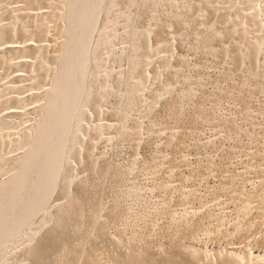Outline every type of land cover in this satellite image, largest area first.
I'll return each instance as SVG.
<instances>
[{
  "label": "rangeland",
  "instance_id": "374dc122",
  "mask_svg": "<svg viewBox=\"0 0 264 264\" xmlns=\"http://www.w3.org/2000/svg\"><path fill=\"white\" fill-rule=\"evenodd\" d=\"M21 1L18 0L16 1V3L20 2L21 3L20 6H23L24 1L23 0ZM198 1H201V0H198ZM202 1H206V0H202ZM210 1L211 3L214 2L213 4H211V6L212 5L214 6L215 4V7L218 6L219 9L222 8V6L223 7L228 6V8H230L231 6L230 4H229L230 6L227 5V3L225 4V0L224 1L217 0L218 2L214 0H210ZM261 1L263 4L261 3ZM261 1L259 3L260 8L261 7L264 8V0H261ZM163 2H165V0ZM163 2H161L156 12H154L153 10L151 12L150 11L151 8L148 9L151 13L149 11L148 12L146 11L147 13L146 15L149 16L150 14V17L146 16V19L148 18L150 22L148 20H145V23L147 25L150 24L151 28L153 27L156 28L157 26L156 30L158 29V25H161V22L163 21V19H165L169 14V13L167 14V12H164V11H168L169 5L166 4L167 2L165 3ZM16 3L13 1H12L13 5H11V3H7V5L10 4V6H8L9 9L7 8L6 11L9 13L8 10H10L11 6H12L11 9L16 10V8L13 7L14 5L15 6L17 5L18 7L17 9H19L20 8L18 5L19 3L17 4ZM7 5L5 4L4 6L5 9ZM122 6L123 5L119 6V8L122 9ZM26 7L28 8V6L26 5H24V7H21V8H25V9H22V11L25 13L27 12ZM59 7H60L59 5L52 6V8L50 6L49 7L47 6L45 9L46 11L50 9L48 10V12H51L53 14L52 10L54 9V11L55 10L58 11L60 10ZM257 7L259 8V6ZM21 8L19 9V11L17 10L14 12L15 13L17 12V14H19V12L21 11ZM119 8H118V11H120ZM232 8H231L232 10L230 9L231 16H233L231 17L232 19L231 21H233L235 24L238 23L237 28H242V26H244L247 31L249 30L251 31L252 28L250 29V26H249L250 18L248 17L249 19L247 20L246 18L247 16H243L244 20L246 21V24H245L244 20H242L241 18H237V15H236L238 13L237 6L232 7ZM45 9H41L43 10L42 13H46V11H44ZM29 10L30 9H28L29 13H34V12L37 13L38 11V10L34 11L33 9L30 11ZM41 10H39V13ZM260 10H263L262 13L264 12V9L261 8ZM22 11L20 13H23ZM56 11L54 13H56ZM114 11H113L114 20L115 18L119 17L117 19L118 21L116 22L118 26L117 32L120 31L117 33L118 34L117 37L121 38L122 35L124 36L127 31L125 30V28H123L124 30L122 29V27L124 26L123 19H120L121 17L119 16L121 11L117 13L119 14L118 16H116V13H115L116 11L115 12ZM7 12L5 15L8 14ZM159 12H160V16L158 15ZM249 12L248 14L250 15L252 11L250 13ZM161 13H163V15ZM201 14L202 13L198 15V17L200 18V19L197 18L198 23L197 21H195L196 23H194V25L197 26V28L193 25V28H191V30L188 29L189 31H191L190 33L188 30H182L183 32H187L186 34L182 33V31L179 32V33L185 34L184 38L181 37L183 39H185L186 37V39L184 40L185 42L183 40H182L183 42L180 40L181 41L180 43V41H178V38H177L179 37V35L180 36H183V35L177 34L176 35L177 40L175 39V35L174 34L172 35L174 39H172L173 41L171 40V42H173L172 43L173 49L171 48V52L172 51L173 52L172 54L170 53L171 55L169 54L170 57L168 56V53L165 51L160 52L158 50L161 53V55H158L160 53H158V51L154 49L156 48L157 44H153V45H156L154 48L152 45V48H153L152 50H155V51H153L154 53H151L152 52L151 51L148 57L149 64L146 68L147 80L143 85V90H144L143 93L145 94L144 96L146 97V99L148 98L147 100H149V97L151 98L153 96L152 93L155 94V92L157 91L156 87L157 89H159V86H161L159 89L161 90L164 82L162 85L160 84L162 83V81H165L168 78H169L170 85H171L170 87H172L171 88L172 92H170V94H167V96H164L163 99L161 98L160 101H158L156 106L153 108V110L149 108L144 109L145 112L147 113L150 112V114L149 113L143 114L144 113L143 111L137 109L134 106H132V108H129V106L126 107L127 110L129 111V115L132 116V117H129L126 125L130 127L132 125H135L136 127V124L139 123L137 124V127L141 126L140 128L138 127L139 130L137 129V127L135 128L132 126L135 129V131L132 132L131 129L133 128H129L131 130L130 131L131 135H128L125 139L122 138L123 140L118 137L117 130H115V128L119 126L118 124L119 122H117L118 121L117 117L112 116L115 114L111 106L112 102L115 99V95L113 96L111 95L112 96L110 97L111 100H107L108 104L107 102H105L106 103L105 105L103 103L102 105L104 106L102 107L101 105V108L98 109L99 111H95L94 114H92L91 109H88L87 110L88 112H86L88 117L90 116L89 118L92 117L91 119L88 118V121L90 122L87 121L88 123H86L88 124L87 127L89 130L93 131L94 127L99 128V127L104 126L108 128L106 129L108 132L105 131L106 134L104 133V135H102L104 137L98 138L99 140L101 139L100 141L96 140L97 141L96 143L94 141L95 145L92 149L93 151L91 150L90 153L88 151V145L90 142H92V135H90L89 133L91 131L86 130L85 132L86 134L89 131L88 135H90L91 139L89 138V136H87V134L85 135L84 132L82 133L83 135L81 139L84 140V144L86 145V148L84 150L87 149L88 152L84 150H83L84 153L81 152L82 154H81L80 161L82 163L80 161L76 162L77 164L73 163V164H76V166L74 165L75 167L72 168L71 181H72V184L81 183V181L83 183L86 182L87 183V184L85 183L86 186L89 183V185L87 186L88 190H87L86 196L87 198H90V199H87V201L85 202V207L83 206V209H84L83 213H84V216H86L84 217V219L87 220L85 228L87 229L85 228L82 229L81 235L82 236L85 235L84 236L85 239L90 240V241L88 240V246H91L90 248L92 250L90 249L89 251L91 252L94 250L93 254H98V255H93V254L92 255L94 258L97 257L96 258L97 261H99L101 264L103 262L105 264H113L112 259H109V257L110 255L112 256L114 253H117L116 255H119V257H121V259L124 260L125 256L129 255L128 253H133L135 251H138V253L137 252L135 253L139 254L141 253L140 251H143L144 249H149V250L152 249L155 254H156L155 251H157L158 252L157 256H159L158 255L159 253L161 254L165 253L166 255L167 250H168V254L166 255L168 256L171 254V251H173L176 248L180 249L181 251H185V252L189 251L187 252V254L190 253L189 255H192L190 251H192V253H196V254L198 253L200 255H197V256H201L206 263H211L213 261L216 262V259H220V257L224 255L225 256L223 258L225 259L227 255L229 256L230 254L231 256V252L236 249H237L236 250L237 255H236V251H234L236 256H239L240 254H242L241 257H243V253L247 254L246 251L248 252V255L249 253L251 255L253 253L254 256L256 255L257 260L252 259L253 261L255 260V262L253 261H252L253 263L251 262L252 264H255V263L259 264L261 263L260 261L262 262L264 261V218H263L264 217V206H263L264 199L263 200L261 199V198H264V186H261V187L259 186V185H262V182H263L262 180L264 178L263 177L264 176V76H263L264 75V65H263L264 64V49L260 55L261 63L259 62L258 65L254 64L258 66L256 67L257 69L254 67L253 63H251V61H249L247 57H245L246 59L240 63V65H242V63L243 65L239 67L238 63L234 64V61L236 62L237 54L235 50H234L235 52H233L232 50V49H235V46H236L235 42L239 40V36H234L235 39H233L234 38L233 37L230 41L228 39L226 40L224 39L225 40L224 43L226 42L225 46L228 45V48L222 44L223 42L222 39L217 41L214 47L209 46L210 41L207 40L206 41L208 43L207 44L205 40L207 38L210 40V37L208 35L210 33V30H209L210 26L207 25V22H206L207 26H203V24L205 23V20H204V15L202 14L203 15L202 16ZM262 15H264V13ZM6 17L7 16H5V18ZM156 17L158 20H155ZM9 18L11 17L9 16ZM3 19H4V16L2 19H0V21L1 22L4 21L5 24H9L11 22L10 19H9L10 21L5 20V19L3 20ZM120 21L122 23H120ZM240 21L241 23L242 22L244 23L241 25ZM154 22L156 23V25ZM218 22L219 21L216 20L214 23L215 26L217 23V28L221 27L219 28L220 30L222 28L223 29L226 28V27L224 28L225 24L223 25V23L221 22L223 25L222 27L220 22H219L220 26L218 25ZM4 23L3 25H5ZM200 23L202 24L201 27H200ZM152 24L154 26H152ZM48 25L49 26L51 25V27L47 26L49 27V29L47 28L48 33H46L47 35L45 36L47 37V39L45 38L44 40L43 38V42L39 39L36 42L37 37L34 35H30L28 36V38H26L25 42L23 41V39L18 38L19 42L20 40L22 41L20 46L25 45L24 43L26 44L33 43L32 45H40L39 42H41V45L42 43H44L43 46L44 47L46 46V48L50 46L46 50L47 57L49 56L48 59L55 56L54 54H56V56L57 54L59 55L62 50V45H63L62 43L64 42L62 38L64 39V36L61 35L62 33L60 31H58L59 27L56 26V23L53 24L52 22H50ZM121 29L123 33L125 32L124 34L121 32ZM174 29L175 28H173V30ZM206 29H207V32H206ZM223 29L221 31H223ZM173 30L172 32H174ZM193 31H198V32L193 33ZM250 31L247 32L249 35L248 34L246 35H247V38L251 39L252 41L253 38L257 36V34H252L253 30L251 32ZM253 33H256V32L254 31ZM193 34L195 35L197 34L199 36L196 37L197 35L195 36ZM237 35L241 36L239 32H237ZM189 36L191 37V39ZM151 37L152 39L150 38V42L153 40L151 44L156 43L154 40L155 35ZM223 37L224 36H222V38ZM119 38H117V40L115 41L121 42ZM248 39L245 40L246 42L244 43L245 44L244 47H246L247 45L246 43L250 42V40ZM15 40H17V38ZM15 40L13 39L14 42ZM29 40L30 41L34 40L35 42L34 41L30 42ZM54 41L57 45L56 44L54 45ZM195 41L196 43H194ZM14 42L12 43L9 42V43L10 45L15 46ZM19 42H16V43H19ZM116 42H114V44ZM218 42H220V44H218ZM180 44H183V45L181 46ZM193 44H197V45H193ZM116 45L117 43L115 44L116 50L121 47V50L118 49L116 52L120 53V51L122 52L127 51V49L122 50V48L127 47V46H124L123 42L121 43V46H120V43L118 44V46H120L118 48L116 47ZM220 45L222 46V48H225L222 50H226L227 54L226 52H222L221 50H219L221 49ZM2 47L0 48L2 49ZM209 49L210 51H208ZM217 52L222 53L223 55L222 54L220 55ZM156 54L157 56H154ZM163 56L165 60L167 59L166 57L168 56V60H166L167 63L162 61L164 60V58H162ZM19 58H18L19 61L16 59L19 62V65H20V62L22 63V60L24 62V60L26 59H27L26 61L29 63L32 60L33 61V62L31 61L32 65L36 61V59H31L30 56L28 57L29 59L27 57H25V59H21L20 56ZM160 58H162V60ZM52 59L53 58H51V61ZM124 61L125 60H123V62H121L120 60L116 61L114 68L111 69L113 70L112 72L113 74L111 75L112 80H114L122 72L127 70L128 63L125 62L126 65H124ZM36 64L33 66L34 68L30 67L31 70L28 67L27 68L29 70H27L26 67L20 65L23 68V72H22V68L21 70L18 69L20 68V66L17 67V70L11 69L10 73L13 77L10 75L9 72L8 74L4 76L3 74H5L9 70H7L6 72H3L4 69H1L2 67L0 68L1 84L11 79L8 81L9 84L8 83H6L7 85L3 84L4 86H7L9 93L7 92V89H5L6 87L4 88L0 84L1 85L0 88L2 87L5 89L4 92L2 93L3 96L0 94L2 98L0 100V104L2 103L0 105V119L6 116L8 122L12 123V127L8 129L7 128L0 129L1 138H4L2 137L3 135L8 134V135H11L12 138H15V139L17 138L18 140L20 137L28 133L29 130L31 132V130L35 128L39 118L41 117L42 111L41 112L39 111L42 110L41 106L44 105L43 103H41V101L42 102L44 101L41 98V94H42L41 92L43 91V87L45 89L46 88L45 86H47V88L49 86L44 85V84H43L44 86H42V84L39 86L35 83H33L35 85L31 86L32 85L31 82H33L34 80L36 81L35 77L37 76V72L39 68V64L38 65ZM252 65L254 69L253 68L251 69ZM110 66H113V65H110ZM180 66L181 68L183 66L184 69L179 68ZM178 69L183 70L185 74L181 70L179 72ZM36 70L37 72H35ZM25 71L26 72L29 71L30 74L24 73ZM253 71L257 73L256 76L259 75V77H257L258 79H254L256 76L252 78ZM1 74L3 75V77ZM14 75H16V77ZM21 75L22 77L27 76L25 80L22 78V81L25 82L27 79L28 82L26 81L25 83L24 82L22 83L21 79L17 78L18 76H21ZM167 75L170 77H168ZM177 75H180V76H177ZM32 76H34L33 77L34 80L31 81ZM14 77L16 78V80H20L19 82L21 83L13 80ZM49 77H51V73L49 74ZM5 78L7 79L6 81H5ZM183 78L186 79V81ZM12 82L15 83V85L14 84L12 85ZM185 82L187 84L189 83L191 84V82H193L192 84L194 86L192 87L190 84L187 86ZM29 84L31 86V89L29 87ZM257 84L259 85V87L257 86ZM13 86L14 88L16 87L18 89L15 90L16 89L15 88L14 89L15 91H12V93H10V91L13 90ZM40 87L42 89H40ZM187 87H191L193 90L195 89L194 90L195 92L193 91L194 92L193 94L195 95H192V98L190 99L180 98V95L182 94L181 92H184ZM24 90H26L27 92ZM0 93H1V90H0ZM149 94L151 95L149 96ZM34 97H35V100H34ZM15 98L18 100H21L19 103L17 102V104L21 103L19 108H18V105L15 104L16 103ZM24 98H29V99H24ZM31 98H32L33 104L31 103ZM200 98H202V100ZM39 99L41 101H38ZM10 100H13L14 102L12 101L13 102L12 103ZM36 100L38 101V103L40 102L41 104L39 103L40 105L39 108L37 107L38 104H36V106H34V109H33V106L31 105H35L34 101ZM170 103L172 104V108H171ZM178 103H180L179 104L180 106L178 105ZM174 104H175L176 109L174 108ZM27 105H28V108L26 107ZM133 108L136 109V110L134 109L135 112L133 110L130 113V109L132 110ZM245 108H246V111H245ZM24 109L26 112L24 111ZM137 111H140V112H137ZM94 115H97V116H94ZM130 118L131 119L133 118L132 120L134 121V123ZM13 124L15 125V127ZM86 124H85V127H86ZM21 128H22V131H20ZM136 130L138 131L136 132ZM23 131L25 132V134L22 133ZM9 132L11 133L9 134ZM87 137L89 140L87 139ZM130 138L132 139L130 140ZM6 141H9V139H6ZM137 142L139 146L137 145ZM127 145L128 146L130 145V146L128 147ZM136 145H137V149L134 147ZM120 146L121 148H119ZM9 148L8 149L5 148L0 151V155H1L0 160L1 159L4 160L3 165H2V162H0V181L1 182L2 180L5 179V177H7L8 175L10 176L11 173L14 174L16 172L17 162H16V157L14 156L15 154L17 155V153H20V152L22 153L24 151L23 149H20V147L18 149L14 147H9ZM7 150H9L11 154H6V152L7 153L9 152ZM6 158L8 159L6 160L7 162L5 161ZM89 162L94 163V165L98 164L97 165L98 168L95 169L96 170L95 173H93L91 170L89 172L88 171L89 169L85 167L86 163H89ZM132 162L136 165H134ZM131 167H134L132 170L133 172L130 169ZM106 168L109 169V172H112V173L111 174L109 172L107 173ZM102 169H104V171ZM128 170L129 172L131 171L130 172L131 174L127 172ZM249 171L250 172L252 171V175L253 173L256 174L257 172H258L257 175L260 173L259 174L260 178L258 176H257L258 178L255 176L257 178V180H255V177L251 176L250 175L251 173ZM119 172L121 173V175ZM101 173H102V176L100 175ZM125 173H127L128 176ZM108 174L111 175L109 176V178H108ZM92 175L94 176L92 177ZM248 175H249L248 179L252 180L254 177L252 181L250 180L251 183L249 182L248 179H246ZM123 176H125V178H123ZM105 178L106 179L108 178L107 182L108 181L110 182V179H111V182L112 180L113 182L112 183L111 182L107 183L106 181L104 182L103 180H106ZM225 178L228 180H226ZM245 179L248 181H246ZM258 179H262L261 180L262 182H259ZM242 180L245 183H242ZM257 183H259L257 185L258 187L254 185ZM240 185H245V186L241 187ZM129 186H131L130 189H129ZM233 186H236V187L238 186L237 188L239 189L245 187L246 191L243 190L244 189L243 188L241 189V191L243 190L244 192H241L236 187H233ZM256 187L258 189L260 187L259 190L262 191L260 194H258L260 191L258 190L259 191L258 192ZM98 189H100L101 192L98 191ZM104 189L105 191H103ZM133 190L136 191V193ZM128 191H131L132 193ZM240 192L243 194L239 195ZM253 192L254 193L257 192V194L261 196L260 197L261 203H260V200H258L259 196H257ZM129 193H130V196H129ZM92 194L95 196H93ZM252 194L254 197L257 196L256 199L258 198L257 199L258 202L257 200L256 201L254 200L255 202L252 200V199H255L252 197ZM246 195L248 196V198H246L247 197ZM57 196L53 200L54 201L53 207L56 206L57 208L58 207L60 208L61 206H65L64 203L65 201L68 202L67 199L64 198L63 196H62L63 198L61 196H58V197ZM100 196L102 198H98ZM62 199H66V200L63 201ZM92 199L94 200V202ZM245 202L247 204H245ZM259 205H261L262 208L261 207L259 208ZM95 206H99V208L97 207L96 209ZM57 208L54 210L52 209V212L50 213H53L55 210L57 211ZM93 215L95 217L97 215L98 217V218L96 217L97 218L96 222L94 221L95 217H93ZM198 218L201 220H199ZM89 220L91 222L93 221L94 222L91 225H89L91 223L89 222ZM195 225L196 227L194 228ZM49 227L50 226H48L42 231H46V229H48ZM42 231L39 233H42ZM86 236H88L89 238H87ZM97 240L98 242H96ZM31 243L29 242V243L21 244V246L18 245L19 248L14 247L16 248L13 250L15 251L14 253L16 254V255L13 254L14 256L6 251L5 257L3 259L5 262L4 264H31L32 262L30 263L28 262L31 260L27 258L29 257L27 253L29 252L30 247L32 248V245H34ZM113 245H116V246H113ZM170 246H173V247H170ZM232 248L233 249L235 248V249L233 250ZM239 248L241 249L239 250L241 252L238 251ZM225 249H228V251L226 250L225 254H223ZM230 249L232 250L230 251ZM24 250L26 251V254H24L25 253L23 252ZM131 250L132 251L135 250V251L130 252ZM169 251H170V254H169ZM22 252L24 255H27L26 258H24L23 255L22 256L20 255V253ZM126 252L128 255L126 254ZM183 254L185 253L183 252ZM187 254H185V256ZM19 256H21L20 257L21 259L18 261ZM244 263L245 262L242 261V264Z\"/></svg>",
  "mask_w": 264,
  "mask_h": 264
},
{
  "label": "bare ground",
  "instance_id": "6f19581e",
  "mask_svg": "<svg viewBox=\"0 0 264 264\" xmlns=\"http://www.w3.org/2000/svg\"><path fill=\"white\" fill-rule=\"evenodd\" d=\"M12 1L16 3V1H18V0H0V19H2L4 16L5 20H9V19L11 20V22L9 24H5L4 21L3 22L0 21V23H2V24H0V47L3 46L2 49L0 48V68L2 67L1 69H4V71L2 70L3 72H6L7 70H9L3 75L5 76L6 74H8V72L10 73L11 69L17 70V67H19L20 65L24 66L26 68L27 67L30 68V67H33L37 63L36 65L39 64L38 72H37V70L35 71V72H37V76L35 77L37 82L33 79L34 76H32L31 81L34 80L35 82L34 81L31 82V84H32L31 86H33L35 84L40 86L42 84V86L48 85L49 87L47 88V86H45L46 87L45 89L43 87V91L41 92L42 93L41 98L44 101L42 102L40 99L38 100V101H41V103H43L44 105L42 104L43 105V106H41L42 110L39 111V112L42 111V114H41V117L39 118L38 122L36 121L37 125L35 126V128H33L31 130V132L29 130L30 133L28 132L25 134V132L23 131L22 133H24L25 135L20 137L18 140H17V138L16 139L12 138V136L8 135V134H5L6 136L3 135L2 137H4V138L0 137V151L5 149V148L8 149L9 147H14L17 149L20 147V149L24 150L22 153L21 152L17 153V155L15 154V156H14V157H16V162H17L16 163V167H17L16 172L14 174L11 173L13 175L10 174V176L8 175L7 177H5V179L2 180V182L0 181L1 182L0 183V264L5 263L3 259L5 257L6 251L8 253H10L11 255H13V254H15L14 253L15 251H13V250L16 249L14 247H18V245L21 246V244H25V243H29V242L30 243L33 242L31 244H34V245H32V248L30 247L29 252L27 253L29 256L27 258H29V260H31L28 262L29 263L32 262L31 264H101L99 261H97V259H96L97 257L96 258L93 257V255H98V254H93L94 250L91 252L89 251L91 249L90 248L91 246H88V240L89 239H85V237H84L85 235L84 236L81 235V233H82L81 231H82V229L85 228L86 221H87L86 219H84V217H86V216H84V213H83V211H84L83 206L85 207V202L87 201V199H90V198H87V196H86V193L88 190L87 186L89 185V183L86 186L85 185L86 182L83 183L81 181V183L72 184V181H71L72 168L76 166V164H77L76 162L80 161L81 154H82L81 152H83V150L86 148V145L84 144V140H82L81 137L83 135L82 134L83 132L85 134L86 130H89L87 127L88 124H86V123L90 122V121H88V118L90 116L88 117V115L86 113V112H88L87 110L91 109L92 114H94L95 111H99L98 109L101 108V105L103 103H104V105L106 104L105 102H107V104H108L107 100H111L110 97L115 95V99L113 98L114 101L111 104V106L114 110L113 112L115 114L112 116L117 117L118 118L117 122H119L118 123L119 126L118 127L116 126L118 129L115 128V130H117V135L121 139L122 138L125 139L128 135H131L130 131L131 130H132V132L135 131V129L133 128V127H135V125H132L133 127L126 125L129 117H132L129 115V111L127 110L126 107L129 106V108H132V106H134L137 109L143 111L144 112V113L142 112L143 114H148V113L150 114V112H148V113L145 112L144 109L149 108V109L153 110V108L156 106V104L158 103V101H160L161 98L163 99L164 96H167V94H170V92H172L171 91L172 87H170L171 85H170V81L168 78L165 81H162V83L160 84V85H162L164 82L161 90H159L161 86H159V89H157V87H156V90L158 91V93H157V91L155 92V94L152 93L153 96L151 98L149 97V100H147L148 98L146 99V97L144 96L145 94L143 93V91H144L143 85L147 80L146 68L149 64L148 57H149L151 51H152L151 53H154L153 51H155V50H152V49L156 46L153 44H157L156 48H154V49H156L157 51L159 50L160 52L165 51L168 53V56H169V54L170 53L172 54V52H173V51L171 52V48L173 49V47H172L173 42H171V40L174 39L172 35L174 34L175 39H176V35L181 34L183 36L179 35V37H177L178 41H180V40L184 41L186 39V37H185V39H183V38L187 32H183L182 30H188V29L191 30V28H193L194 23H196L195 21L198 20L197 18H199L198 15L200 13H202L204 15V20H205L204 24L205 25L203 24V26H207V25L210 26V29L208 28L210 30V33L208 31V33H209L208 35L210 37V40L208 38L205 40V42L207 40L210 41L209 46L214 47L216 45L217 41H219L221 39L223 40L222 44L225 46L226 42L224 43V41L226 39H228L230 41L234 36H239V40L237 42H235L236 44L234 43L236 45L235 49H232L233 52L236 51V54H237L236 62L234 61V64L238 63L239 67L242 66L243 63H242V65H240V63L246 59L245 57H247L249 59V61H251V63H253V65L254 64L258 65L260 62V55L264 49V15H262L264 12L262 13L263 10H260L261 8L262 9H264V8L263 7L260 8L259 3L261 0H225V4L227 3V5H229V4L231 5V6L229 5L230 8H228V6L227 7L222 6V8H220V9L218 8V6L215 7V4H214V6L213 5L211 6V4H213L214 2L212 1L213 3H211L210 0H206V1H202V0L201 1H198V0H165V2H167L166 4L169 5V8H168V11H164V12H167V14L168 13L169 14L165 19H163V21L161 22V25L157 24L158 29L156 30L157 26H156V28H154V27L151 28L149 23H148L149 25H147L145 23V20H148V18L146 19V16H148V15H146L147 14L146 11L148 12L149 11L148 9L151 8L150 9L151 12H152V10L154 12H156L157 8L160 6L161 2H163L164 0H60V1L59 0H23L24 5L28 6V8L26 7L27 8L26 13L22 11V9H25V8H21V7H24V5L20 6L22 1L19 0V1H21V3L20 2H17V3H19L18 5L21 8V11L23 12V13H20L21 12L20 11L19 14H17V12L16 13L14 12L17 10L19 11V9H20V8L17 9L18 8L17 5L13 6L14 8H16V10L11 9L12 8V6H11L10 10H8L9 13L6 11L8 6H10V4L7 5V3H11V5H13ZM214 1H217V0H214ZM165 2H163V3H165ZM261 3H262V1H261ZM5 4L7 5L6 9L4 7ZM58 5L60 6L59 7L60 10L57 9L58 11L55 10L56 13H54L55 11L53 9L52 10L53 14L51 12H48V10H50V9H48L47 11L45 9L47 6L48 7L50 6L52 8V6H58ZM121 5H123L122 9L119 8V6H121ZM235 6H237V8H238L237 9L238 13L236 14L237 18H241L242 20H244L243 16H247L246 17L247 20L250 18V24H249L250 29L252 28L253 32L254 31L256 32V33L252 32V34H257V36H255L252 41H251V39H248L247 35H246V34H248L247 32H249L250 30L247 31L244 26H242V28H237L238 23L235 24L233 21H231L232 20L231 17H233V16H231L230 9L232 7H235ZM257 6H259V8ZM62 7H64V8H62ZM118 8L120 9L121 12L118 11ZM28 9H30V10L33 9L34 11H36V10H38V11H37V13H35L34 11H33L34 13H29ZM41 9H45L44 11H46V13L48 12L50 14L42 13L43 10H41ZM55 9H56V7H55ZM12 10H13V12H12ZM39 10H41L40 13H39ZM10 11H11V13H10ZM113 11L116 13V16H118L119 14H117V13L120 12L119 16L121 17L120 19H123V25H124V26L122 25L123 26L122 29L125 28V30L127 31L126 33L124 32L125 35L124 36L122 35L121 38L117 37L118 36L117 33L120 32V31L117 32L118 26L116 23L118 21L117 19L119 17L115 18V20H116L115 21ZM246 11H248V12L252 11V12L251 13L249 12L250 13V15H249L248 12H246ZM6 12L8 13L7 15H5ZM243 12H244V14H243ZM161 14L163 15V13H161ZM8 15L11 18H9ZM158 15L160 16V12L158 13ZM5 16H7L6 18H8V19H6ZM148 17H150V14ZM161 18H162V16H161ZM155 20H158L157 17ZM161 20H159V21H161ZM204 20H203V22H204ZM216 20L219 21L220 23L222 22L223 25L225 24L224 28L225 27L226 28L225 29L222 28L223 31H221L222 29L221 30L219 29V28H221V27H219L220 26L219 22H218L219 28H217V23L215 26L214 23ZM50 22H52L53 24L56 23V26L59 27V28L57 27L58 31H60L62 34L60 32L59 33L64 36V39L62 38V40H64V42L62 43L63 44L62 50H61L59 55L57 54V56H56V54H54L55 56L51 57V58H53L52 61H51V58L48 59L49 56L47 57V53H46L47 48L50 47L49 45H48L49 47L46 48V46L45 47L43 46L44 43H42V45H41V42H39L40 45H32L33 43L32 44L31 43L30 44L24 43L26 38H28V36H30V35H34L37 37L36 42L38 41V39L41 40L42 42H43V38H44V40H45V38L47 39V37H45V36L47 35L46 33H48L47 28L49 29V27H51V25L50 26L48 25ZM151 22H153V21H151ZM201 22H202V20H201ZM206 22H207V25H206ZM3 23L5 25H3ZM120 23H122V22L120 21ZM197 23H198V21H197ZM222 23H221V26L223 27ZM240 23H241V21H240ZM243 23L244 22H242L241 25ZM245 24H246V21H245ZM155 25H156V23H155ZM201 25L202 24L200 23V27H201ZM47 26H49V27H47ZM152 26H154V25L152 24ZM195 27L197 28V26H195ZM120 28H121V26H120ZM173 28H175L176 30L175 29L173 30ZM122 29H121V32H122ZM172 30L174 32H172ZM181 31H182V33H185V34L179 33ZM198 31H193V33L198 32ZM190 32L191 31H189V33ZM206 32H207V29H206ZM237 32H239L241 34V36L237 35ZM204 33H205V31H204ZM152 34L155 35L154 40L156 43L151 44V42L153 40L150 42V38L152 39L151 36H154ZM193 35H195V34H193ZM171 36H172V38H171ZM198 36L199 35H197L196 37H198ZM222 36H224V37L222 38ZM181 37H183V38H181ZM191 37H190V39H191ZM196 37H195V39H196ZM16 38H17V40H15ZM18 38L23 39V41H24L23 43L25 45H23V44L22 45L25 47L20 46L22 41L20 40V42H19ZM117 38H119L121 42H119V41L116 42L115 40H117ZM13 39L15 40V42L13 41ZM187 39H188V37H187ZM233 39H235V37ZM246 39L250 40V42L246 43L247 45H246V47H244V45H245L244 43L246 42L245 41ZM33 41H30V42H33ZM181 41H180V43H181ZM191 41H193V40H191ZM9 42L10 43L14 42L15 46L10 45ZM16 42H19L20 44L16 43ZM114 42L117 43V45H116L117 48L120 47L121 43L123 42L124 46H127V47L122 48V50L127 49V51H125V52L120 51V53L116 52L118 49L121 50V47L116 50V48H115L116 43L114 44ZM119 43H120V46H118ZM194 43H196V41ZM18 44H19V46H18ZM35 44H37V43H35ZM55 44L56 43L54 41V45ZM150 44H151V46H150ZM183 44H180V45L182 46ZM218 44H220V42H218ZM152 45H153V48H152ZM193 45H197V44H193ZM212 47H211V49H212ZM225 47L228 48V45ZM217 48H218V46H217ZM220 48L221 49H219V50H221L222 52H226V50H222L225 48H222V46ZM159 51H158V53H160ZM208 51H210V49ZM23 54H25V55H23ZM218 54L221 55L222 53H218ZM226 54H227V52H226ZM158 55H161V53ZM19 56L21 57V59H25V57L28 58L30 56L31 59H36V61L39 60L38 61L39 63L35 61L32 65L31 64L32 60L31 59H30L31 61L28 60V61H30V63H29L26 61L27 60L26 59V60H24V62L22 60V63L20 62V65H19V62H18L20 60ZM154 56H157V54ZM168 56L166 57L167 58L166 60H168ZM224 56H225V54H224ZM18 58H19V60H18ZM162 58H164V56ZM162 58H160V59L162 60ZM118 60H120L121 62H123V60H125L124 65H126L125 64V62H126V63H128L127 64L128 67H127L126 71L122 72L118 77H116L115 79L113 78L114 80H112L111 75L113 74L112 73L113 70H111V69L114 68L115 63ZM166 60L164 58V60H162V61L167 63ZM233 60H235V59H233ZM158 61H160V60H158ZM179 63H180V61H179ZM50 65H52V66H50ZM110 65H113V66H110ZM253 65H252L251 69L253 68ZM256 65H254L255 68L258 67ZM21 66L18 69L21 70V68H22ZM234 66H236V65H234ZM176 67H177V65H176ZM28 68H27V70H29ZM179 68H181V66ZM182 68L184 69L183 66H182ZM30 70H31V68H30ZM124 70H125V68H124ZM180 70H179V72H180ZM181 71H183V70H181ZM255 71L252 72L253 73L252 78H254V76L257 75V73ZM18 72H19V70H18ZM22 72H23V68H22ZM24 73H29V71H27V72L25 71ZM50 73H51V77H49ZM184 74H185V72H184ZM3 75H2V77H3ZM10 75H11V73H10ZM16 75H14V76L16 77ZM172 76H173V74H172ZM177 76H180V75H177ZM15 77L13 78V80L19 82L20 80H16ZM168 77H170V76H168ZM190 77H189V79H190ZM257 77H259V75L256 76L254 79H258ZM17 78L21 79V82L23 83L24 81H22V78L25 80V78H27V76L22 77V75H21V76H18ZM154 78H155V76H154ZM163 78H164V76H163ZM6 80L7 79L5 78V81ZM9 80H11V79H9ZM9 80H7L3 84L8 83ZM162 80H164V79H162ZM184 80L186 81V79H184ZM26 81H27V79H26ZM29 81H30V79H29ZM187 81H188V79H187ZM2 82H3V80H2ZM13 82H12V85L13 84L15 85V83H13ZM21 82H19V83H21ZM46 82H47V84H46ZM33 83H35V84H33ZM192 83L193 82H191V84L190 83L189 84L193 87L194 85ZM0 84H1V82H0ZM3 84H1V85L4 88L6 87L5 89H7V92L9 93L7 86H4ZM189 84L186 83L187 86ZM31 86L29 84L30 89H31ZM184 86H185V84H184ZM257 86L259 87L258 84H257ZM4 88H2V87L0 88V90H1L0 94L1 95L5 90ZM15 88L13 86V90H11L10 93H12V91H15L18 89V88H16V89ZM40 89H42V88L40 87ZM194 90L191 87H187L184 92H181L182 94L180 95V98H186V99L192 98V95H195V94H193L195 92ZM24 91H26V90H24ZM37 91H38V89H37ZM176 92H177V90H176ZM150 95L151 94H149V96ZM4 96H5V94H4ZM1 99L2 98L0 96V100ZM24 99H29V98H24ZM200 99L202 100V98H200ZM34 100H35V97H34ZM10 101L12 102L13 100H10ZM20 101L21 100H18L15 98V102H16L15 104L18 105V108H19L21 103L17 104V102L19 103ZM38 101L37 100L34 101L35 105H31V106H33V109H34V106H36V104H38L37 107L39 108L40 102L38 103ZM31 103H32V98H31ZM179 104L180 103H178V105ZM104 105H102V107ZM170 105L172 108L171 103H170ZM29 106H30V104H29ZM26 107L28 108V105ZM174 108H175V104H174ZM134 109L135 108H133L132 110L130 109V113ZM135 110H134V112H135ZM24 111H25V109H24ZM175 111H177V110H175ZM245 111H246V108H245ZM137 112H140V111H137ZM94 116H97V115H94ZM115 117H114V119H115ZM226 117H228V116H226ZM91 118H89V119H91ZM111 118H113V117H111ZM94 120H95V118H94ZM133 123H134V121H133ZM85 124H86V127H85ZM137 124H139V123H137ZM137 124H136V127H137ZM32 125H33V123H32ZM10 127H12V123L8 122L6 116L2 117L0 119V129L1 128H7L8 129ZM14 127H15V125H14ZM113 127H115V126H113ZM138 127H137V129H138ZM22 128H21V130L20 129L19 130L22 131ZM85 128H87V129H85ZM129 128H133L134 130L133 129L130 130ZM106 129H108V128L102 126L99 128L94 127V130L92 128L93 131L89 130L92 132V134H91V132L88 131L90 133V135H92V142H90L88 145L89 153L93 149L95 143L97 141L101 140V139L99 140L98 138L104 137L102 135H104L105 131L108 132ZM138 130H136V132ZM88 132L86 134L90 138V135H88ZM10 133L11 132H9V134ZM18 133H19V131H18ZM6 139H9V141H6ZM87 139H88V137H87ZM131 139L132 138H130V140ZM134 139H135V137H134ZM115 140H116V138H115ZM94 141H95V143H94ZM85 143H87V142H85ZM124 145H126V144H124ZM137 145L139 146L138 142H137ZM137 145L134 146L136 149H137ZM131 146H133V145H131ZM119 148H121V146ZM7 151H9V150H7ZM84 151L88 152L87 149ZM6 154H11V153L9 151L8 153L6 152ZM6 160H8V159L6 158L5 161ZM0 162H2V165H3L4 160L1 159ZM73 163H76V164H73ZM108 164H106V165H108ZM97 165L98 164L94 165V163L89 162V163H86L85 167L87 169H89L88 170L89 172L91 170L93 173H95V171H96L95 169L98 168ZM134 165H136V164H134ZM77 167H78V165H77ZM133 168L134 167L130 168L131 171L133 170ZM102 170L104 171V169H102ZM129 170L127 172L129 174H131L130 173L131 171L129 172ZM106 172L108 173L109 169H107ZM102 173L100 174L101 176H102ZM109 173L111 174L112 172H109ZM250 173H251L250 174L251 176H254V177L258 176L260 178V176H259L260 173L258 175H257L258 172L256 174L253 173V175H252V171ZM97 174H99V173H97ZM110 174H108V178H109V176H111ZM125 174L128 176L127 173H125ZM94 175H92V177ZM120 175H121V173H120ZM261 175H263V174H261ZM89 177H90V175H89ZM254 177H253V179H254ZM256 177H255V180H257V178H258V177L257 178ZM108 178L107 179L105 178L106 180H103V181L107 182ZM123 178H125V176H123ZM248 178H249V175H248V177H246V179H248ZM261 178H262V176H261ZM226 180H228V179H226ZM248 180L251 183L252 180L251 179H248ZM248 180H246V181H248ZM261 180L262 179H258L259 182H262V181L264 182V178L262 181ZM110 182H111V179H110ZM112 182H113V180H112ZM263 182H262V185H259L260 187L264 186ZM242 183H245V182H243V180H242ZM258 184L259 183L254 184V185L257 186ZM233 185H235V184H233ZM103 186H104V184H103ZM240 186L242 187L245 185H240ZM130 187L131 186H129V189H130ZM233 187H236V186H233ZM257 187H256V189L258 191L260 189V187H259V189ZM243 188H241V189L246 191L245 187H243ZM237 189L239 191H241V189H239V188H237ZM243 190L241 192H244ZM98 191L101 192L100 189H98ZM103 191H105V189ZM259 191H258L259 192L258 194H260L262 192L261 190H259ZM128 192H131V191H128ZM134 192L136 193V191H134ZM241 192L239 193V195L243 194ZM94 194H96V193H94ZM247 194H248V192H247ZM254 194L259 196L258 197L259 199L258 198L257 199L260 200V203H261V199L263 200L264 198L260 199L261 196L258 195L257 192ZM57 195L61 196V197L63 196L64 198L67 199L68 202L65 201L66 199H62L63 201H65V203H64L65 206H61L60 207L61 209L59 207H58L59 208L58 209L55 206L57 208V211L55 210L53 213H50V212H52V209L53 210L56 209L55 207H53L54 206L53 200ZM235 195H236V193H235ZM93 196H95V195H93ZM129 196H130V193H129ZM252 197L255 198V199H252L253 201L257 200L256 197L253 196V194H252ZM96 198H97V196H96ZM98 198H102V197L100 196ZM246 198H248V196ZM93 199H94V197H93ZM258 200H257V202H258ZM93 202H94V200H93ZM95 204H97V203H95ZM245 204H247V203L245 202ZM256 204H258V203H256ZM100 205H102V204H100ZM95 207H96V209H97V207L99 208V206H95ZM260 207H261V205H259V208ZM92 211H94V210H92ZM97 212H98V210H97ZM97 212H95V213H97ZM85 213H86V211H85ZM94 215H93V217H95ZM96 217H97V215H96ZM96 217L94 218L95 220L93 219L95 222L97 221L96 219L98 218V217L97 218ZM121 219H122V217H121ZM201 219H202V217H201ZM201 219H199V220H201ZM89 222H91V221L89 220ZM93 222H91L89 225H91ZM196 225L194 226V228L196 227ZM48 226H50V227L48 229H46V231H42L45 228H47ZM95 226H96V224H95ZM92 227H93V225H92ZM85 229H87V228H85ZM41 231H42V233H39ZM86 237L89 238L88 236H86ZM100 239H102V238H100ZM107 241H109V240H107ZM96 242H98V240ZM247 242H249V241H247ZM113 246H116V245H113ZM170 247H173V246H170ZM232 249H230V251ZM135 250H133V251H135ZM170 250H172V249H170ZM174 250L171 251V254L169 251L170 255H168V256H166L168 254V250H167L166 255H165V253L164 254L159 253L158 254L159 256H157L158 252L155 251L156 252V254H155L152 249L151 250L144 249L143 251H140L141 253H139V254L135 253V252L138 253V251L133 252L131 250L130 252H133V253H128L129 254L128 255L126 252V254L128 256H125L124 260H122L121 257H119V255H116L117 253H114L112 256L110 255L111 258L109 257V259H112L113 264H205L206 263L201 256H197V255H200L198 253L196 254V253H192V251H190L192 255H189L190 253L187 254V252H189V251L185 252V251H181L180 249H177V248ZM226 250L228 251V249H225L223 254H225ZM236 250H234V251H236ZM239 250H241V249L239 248L238 251ZM87 251H88V253H87ZM234 251H232L234 254L231 252V256L228 253L229 256L227 255L225 257V259L223 258L225 255L221 256L222 259H221V257H220V259H216L217 263L215 261H213L215 263L211 262V263H206V264H242V261L245 262L244 264H246V263L252 264L253 262H255V260L253 261L252 259L257 260L256 255L254 256L253 253H252V255L250 253L248 255V252L246 250H244V251H246L247 254L243 253V257H241L242 254L239 253L241 251L238 252L240 254L239 256H236L237 251H236V255H235ZM242 251H243V249H242ZM23 252H25L24 254H26L25 250ZM23 252L20 253V255L21 256L23 255L24 258H26L27 255H24ZM183 252L187 255L185 256V254H183ZM160 254H161V256H160ZM21 256H19V259L16 257L18 259V261L21 259L20 258ZM253 257H255V258H253ZM261 260H263V259H261ZM260 262L261 263H259V264H262V263L264 264V261L263 262L260 261Z\"/></svg>",
  "mask_w": 264,
  "mask_h": 264
}]
</instances>
